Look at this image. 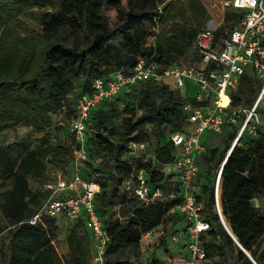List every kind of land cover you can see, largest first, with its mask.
<instances>
[{"label":"trees","instance_id":"1","mask_svg":"<svg viewBox=\"0 0 264 264\" xmlns=\"http://www.w3.org/2000/svg\"><path fill=\"white\" fill-rule=\"evenodd\" d=\"M161 8V13H159ZM243 13L227 10L223 24L215 32L218 41L225 32L238 23ZM29 19L41 28H29ZM208 12L200 0H0V131L24 124L41 138L16 137L13 142L0 143V180L10 182L4 193L0 211L4 223L0 234L9 231L8 264H90L91 240L81 222L71 223L65 238L69 253L60 256L54 246L57 222L43 217L45 228L27 221L42 206L47 195L42 185L47 180L49 168L67 174L66 166L72 162L75 143L69 146L52 144L46 132L52 116L75 115V101L90 94L94 79L106 78L114 65L112 49L121 52L129 62L126 68L116 69L128 73L138 58H150L163 66L173 63H194L198 58L192 51L198 33L204 29ZM159 26L155 47L147 46L148 31ZM80 82V84H77ZM261 89V81L252 74H245L231 95L233 107H251ZM131 98L130 105L119 112L113 102ZM192 101L188 96L163 83L145 82L130 93L121 92L111 100H104L90 112L87 133L95 120L96 137L92 141L99 154H105L119 176L102 174L88 179L99 186L95 206L104 229L110 237L107 255L126 248L141 247L142 234L171 223L177 215L180 197L160 198L149 207H142L134 198L122 191L123 181L130 176L132 166L126 154L131 141L144 142L145 126L166 127V143L156 148L147 161H137L136 169H144L149 182L164 184L170 176H164L158 168L170 166L174 160V146L169 135L185 130L186 116L182 105ZM108 104L106 107L105 105ZM140 112V114H139ZM123 113L121 124L114 121ZM238 127L228 126L224 150H211L207 162L209 169L199 174L193 182L205 183L196 201L203 207V217L210 225L206 234L213 237L205 241V260L215 259V264H264V250L260 240L264 238V211L254 207L251 201L264 199V133L243 134L235 140ZM117 137L119 142L111 139ZM148 147V143H147ZM86 152L91 158V143L87 135ZM149 152V148H148ZM227 157V158H226ZM220 184V209L231 234L250 255L253 262L241 251L223 229L214 202V181L222 162ZM86 162V164L88 163ZM85 164V166H86ZM84 166V167H85ZM201 170V171H200ZM98 173V174H99ZM202 174V175H201ZM123 175H126L123 178ZM200 178V180H199ZM39 186L32 190L29 181ZM119 205L123 210V222H112L103 208ZM184 230V229H183ZM213 230V231H212ZM220 240H218V238ZM161 245H166L161 238ZM231 255L235 261L230 262ZM107 264H128L108 262Z\"/></svg>","mask_w":264,"mask_h":264},{"label":"built area","instance_id":"2","mask_svg":"<svg viewBox=\"0 0 264 264\" xmlns=\"http://www.w3.org/2000/svg\"><path fill=\"white\" fill-rule=\"evenodd\" d=\"M210 3L217 18L221 15L217 13V3L241 11L243 15L218 41L215 38L217 28L202 29L193 44V51L198 55L194 63L163 66L155 63L153 56L138 58L128 73L114 70L106 78L94 79L90 94L81 95L75 101V115L69 126L75 143L71 162L73 172L67 174L59 169L50 172L52 178H47L42 185L47 197L27 223L32 226L41 224L45 228L43 217L55 219L56 222L61 219L69 223L81 222L91 240L90 264H107L110 243L95 206L99 186L81 178V169L89 160L86 152L89 115L102 101L114 99L121 92L130 93L145 82L163 83L165 78L174 80L175 91L185 89L188 82L194 88V95L190 97L192 101L185 102L181 108L186 116L185 130L169 135V141L174 146V160L169 166L173 168L170 178L160 186L152 185L145 170L135 168L137 161L153 158L148 152L147 143L131 141L126 159L132 170L122 184L123 193L128 198H134L142 207H149L160 198L169 200L180 197L177 210L184 219L185 227L181 234L171 236L173 243L185 240L186 253L181 257L180 264H202L206 257L202 236L210 230V225L203 217V207L196 201L193 188L199 174L198 158L204 152L206 136H217L228 126H236L238 130L232 149L243 134L264 133V0H210ZM158 33V25L148 31L147 46L155 47ZM247 73L261 81V89L251 107H233L231 95ZM225 161L226 158L214 181V202L221 223L224 220L219 199ZM169 183L177 186L176 190L167 192L164 186ZM159 228L143 233L141 245L152 244L160 232Z\"/></svg>","mask_w":264,"mask_h":264},{"label":"rangeland","instance_id":"3","mask_svg":"<svg viewBox=\"0 0 264 264\" xmlns=\"http://www.w3.org/2000/svg\"><path fill=\"white\" fill-rule=\"evenodd\" d=\"M202 4L205 5V8L208 12V20L204 26L210 27V28H219L223 24V15L224 13L229 10L230 8L223 7L219 3L216 4L217 6V13L221 14L219 15V18L214 14V11L210 8V0H202ZM212 16V19L209 17ZM25 22L29 26V28L41 31V28L36 25L34 22H32L29 19H25ZM216 29V30H217ZM193 51V48H192ZM113 58H114V65L110 71H114L116 69H122L126 68L125 63L129 62L128 59L125 58V56L119 52L116 49H112ZM183 65H190L189 62H185ZM79 83L77 84H80ZM163 83L167 86H169L171 89L175 88V82L172 78H165L163 80ZM191 85V84H190ZM187 92V95L193 96L194 95V88L187 85L185 89L180 90V93L182 95ZM131 98H120L117 99L113 104L118 109L119 112H122V110L128 105H130ZM106 107L108 104L105 105ZM121 115L118 116V118L114 121V125H120L121 119L123 116V113H120ZM140 114V112H139ZM73 116V112L69 111L66 114H60L58 116L53 117L52 116V122L47 128L46 132H48L51 135L52 138V144L55 145H66L69 146L72 143V139L69 137L67 129L68 126L71 123ZM145 129L147 131V137L144 139L148 143L149 153L153 154V152L158 148L159 146H162L166 143L167 138V131L168 129L166 127H154L152 125L145 126ZM96 125L95 120L91 122L88 130V138L90 139L91 143V158L90 161L86 164L84 168L81 169V173L85 175L86 178L93 180V177L99 176L101 178V181H104V178L108 174H114L119 176L117 170L111 165V162L109 158L105 154H99L94 149L92 145V141L96 137ZM248 134V133H247ZM250 135V134H248ZM29 136L32 140H36L37 138H41L42 134H36L33 133L27 125L19 124L12 128H7L2 131H0V143L2 141L7 142H13L16 137H25ZM227 139L226 132H223L220 135L217 136H209L207 140L204 141V152L199 157L198 166L199 169L202 168L203 172H207L209 169V164L207 162V157L211 150H217L219 153L224 150V144ZM114 143L119 142L117 137H113L111 139ZM218 170V168H216ZM53 170V168H49L47 178L51 179L52 175H50V172ZM105 172V177L100 174V171ZM159 172L163 175V177L168 176L171 172L169 166H162L158 168ZM201 171V170H200ZM99 173V174H98ZM202 175V174H201ZM126 175H123V178H125ZM200 180V178H199ZM29 186L32 190H36L39 188L37 182L35 180L29 181ZM166 188V191L169 192L171 189L177 188V186L169 183L165 184L164 186ZM10 189V182L7 181L5 183H1L0 180V202L3 201V195L5 192H7ZM102 211L105 214V216L108 218V220L112 222H123L125 220V217H123V210L119 205H113L108 208H103ZM171 223L169 221L167 224L162 225V227L159 228V233H157V238H154V241L152 244L148 246H141L138 249L137 248H126L123 250H120L118 252H111L107 255V261L108 262H127L128 264H180L178 261V254L181 255L180 251L182 249V245L179 243H173L171 241V236L176 235L180 232L181 227H179L180 218L177 215H174L171 217ZM63 222V221H62ZM4 223V219L2 217L1 211H0V224ZM69 224V223H67ZM66 221L63 222L61 227H58V230L56 231L55 235V243L54 246L59 252L60 255V247L61 245H65V237L70 231V225H67ZM67 226V227H66ZM179 228V229H178ZM161 238L165 240L166 245H161ZM9 231L6 229L0 234V264H8L9 260V251H8V243H9ZM182 246V247H181ZM218 259H208L204 261L202 264H215ZM230 262L235 261V256L231 255L229 258Z\"/></svg>","mask_w":264,"mask_h":264},{"label":"crops","instance_id":"4","mask_svg":"<svg viewBox=\"0 0 264 264\" xmlns=\"http://www.w3.org/2000/svg\"><path fill=\"white\" fill-rule=\"evenodd\" d=\"M201 1V3H203L202 2V0H200ZM204 5V4H203ZM204 7H205V5H204ZM209 17L211 18V16H210V14H209ZM191 83L190 82H188L187 83V85H189V86H191L192 88H193V86H192V84L190 85ZM184 95H186V96H188L189 98L190 97H193V96H189V95H187V92H185V94ZM209 136H213V135H207L206 136V138H205V140H207L208 138H209ZM226 142V141H225ZM224 146H225V144H224ZM229 152V151H228ZM228 154V153H227ZM198 161H199V158H198ZM66 170L69 172V173H72L73 172V164L72 163H70V164H68L66 167ZM170 168V170H171V172L173 171V168H171V167H169ZM52 171H54V168H53V170ZM51 171V172H52ZM47 175H48V172H47ZM205 183H202V181L200 182V184H199V187L198 186H193V188H194V192L197 194V193H199V191H201V187L204 185ZM251 204L254 206V207H256V208H259V209H261L262 211H264V199H262V198H256V199H253L252 201H251ZM65 222V220L64 219H61V220H59V221H57V228L58 227H61L62 226V224H63V222ZM67 223H69V222H66V224ZM67 225H70V227L69 228H71V223H69V224H67ZM179 227H181V230H180V232L178 233V235L179 234H181V231L184 229V227H185V223L184 222H181V223H179ZM67 227V226H66ZM179 229V228H178ZM223 229H224V227H223ZM213 231V230H212ZM68 235V234H67ZM66 238V237H65ZM212 236H211V233L210 234H204L203 235V239L205 240V241H209V240H212ZM218 238V240H220V238L219 237H217ZM179 244H181L182 246V249H181V251H180V253H181V255L180 254H178L179 256V258H178V261L180 262L181 261V257H183V255H185V253H186V250H185V248H184V246H185V240L184 239H181L180 240V242H179ZM262 250H264V238H262L261 240H260V251H262ZM59 253V252H58ZM60 256H63V257H65V256H67V254L69 253V250H68V247H67V245L65 244V245H61V247H60Z\"/></svg>","mask_w":264,"mask_h":264},{"label":"water","instance_id":"5","mask_svg":"<svg viewBox=\"0 0 264 264\" xmlns=\"http://www.w3.org/2000/svg\"><path fill=\"white\" fill-rule=\"evenodd\" d=\"M231 150H229L227 157L229 156V154L231 153ZM226 157V158H227ZM225 231L228 233V235L231 237V239L236 243V245L241 249V251L253 262L252 258L250 257V255L242 248V246L237 242V240L234 238V236L231 234V231L229 230V228L227 227V225L224 223H222ZM254 263V262H253ZM255 264V263H254Z\"/></svg>","mask_w":264,"mask_h":264}]
</instances>
